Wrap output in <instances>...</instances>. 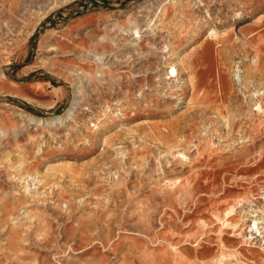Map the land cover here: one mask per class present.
Instances as JSON below:
<instances>
[{"label": "rangeland", "instance_id": "obj_1", "mask_svg": "<svg viewBox=\"0 0 264 264\" xmlns=\"http://www.w3.org/2000/svg\"><path fill=\"white\" fill-rule=\"evenodd\" d=\"M0 264H264V0H0Z\"/></svg>", "mask_w": 264, "mask_h": 264}, {"label": "bare ground", "instance_id": "obj_2", "mask_svg": "<svg viewBox=\"0 0 264 264\" xmlns=\"http://www.w3.org/2000/svg\"><path fill=\"white\" fill-rule=\"evenodd\" d=\"M259 108V107H258ZM259 111H261L262 112V109H259ZM214 210H215V208H214ZM219 213V212H218Z\"/></svg>", "mask_w": 264, "mask_h": 264}]
</instances>
